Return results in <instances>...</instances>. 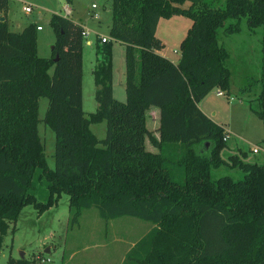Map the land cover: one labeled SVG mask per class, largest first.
I'll return each instance as SVG.
<instances>
[{
  "label": "trees",
  "instance_id": "trees-1",
  "mask_svg": "<svg viewBox=\"0 0 264 264\" xmlns=\"http://www.w3.org/2000/svg\"><path fill=\"white\" fill-rule=\"evenodd\" d=\"M7 9L0 0V245L22 207L41 213L65 193L72 224L95 206L104 219L154 225L125 264H264V154L261 163L223 159L224 128L198 106L214 88L229 91V53L218 29L238 32L239 22L225 21L241 17L250 29L264 26V0H110L108 35L125 46V99L112 93L111 41L96 38L97 107L88 113L81 106L83 27L52 14L56 38L51 57H41L36 24L10 30ZM178 14L191 24L173 62L158 52L155 33L160 18ZM42 96L48 105L40 119ZM151 106L159 109L158 138L146 127ZM39 121L55 134L52 167ZM101 121L99 139L90 124ZM146 137L155 151L145 148ZM222 164L242 176L213 177Z\"/></svg>",
  "mask_w": 264,
  "mask_h": 264
},
{
  "label": "rangeland",
  "instance_id": "rangeland-1",
  "mask_svg": "<svg viewBox=\"0 0 264 264\" xmlns=\"http://www.w3.org/2000/svg\"><path fill=\"white\" fill-rule=\"evenodd\" d=\"M212 2L221 5L223 0ZM92 3L96 6L92 7ZM188 4L184 2L181 6ZM26 5L31 11H24ZM63 8L70 11L67 18L81 25L85 32L81 56L82 109L88 113L97 107L92 69L97 59L95 41L102 36L111 41L113 96L124 100L125 46L108 35L110 0H8L9 28L19 31L29 23L40 25L42 30L36 31L37 54L49 58L56 38L50 18L54 13L63 15ZM16 22L19 27L15 26ZM236 22H239L238 32L226 34L222 27L218 29L219 42L229 53L226 61L230 70L229 91H221L222 95H219V89L214 88L199 105L228 134L220 151L223 159L237 155L243 161L261 163L264 154V26L250 29L246 17L228 18L225 26ZM190 24L191 19L185 14L160 18L155 33L162 43L158 52L176 62L180 57V43ZM47 105L46 97L38 98V118H43ZM146 114L147 129L158 138V124L148 110ZM37 129L46 163L52 167L55 134L42 121L38 122ZM90 129L101 139L105 135V122L91 123ZM254 146L258 147L256 153L251 151ZM145 148L156 150L148 137ZM212 175H229L237 179L242 176V171L222 164L212 169ZM153 226L132 216L101 218L95 206L82 210L78 221L72 224L68 195L61 193L56 203L43 212L39 213L33 205H25L15 220L8 221L0 245V264H125L128 250ZM126 264H130L128 259Z\"/></svg>",
  "mask_w": 264,
  "mask_h": 264
},
{
  "label": "built area",
  "instance_id": "built-area-1",
  "mask_svg": "<svg viewBox=\"0 0 264 264\" xmlns=\"http://www.w3.org/2000/svg\"><path fill=\"white\" fill-rule=\"evenodd\" d=\"M95 6H96V5H95L94 3H92V7H95ZM23 9H24V11H26V12L31 11V7H30V6H27V5L24 6ZM63 11H64V14H63L64 16H68V14L70 13V11H69L67 8H63ZM41 28H42V27H41L40 25H36V29H37V30H40ZM84 34H85V32H84V29H83V31H82V35L84 36ZM100 39H101L102 42L107 41V38H105L104 36L100 37ZM217 94L222 95V92L218 90V91H217ZM227 137H228V134L224 133L223 140L225 141V140L227 139ZM263 150H264V149H263ZM251 151H252L253 153L258 152V147H256V146L252 147Z\"/></svg>",
  "mask_w": 264,
  "mask_h": 264
},
{
  "label": "crops",
  "instance_id": "crops-1",
  "mask_svg": "<svg viewBox=\"0 0 264 264\" xmlns=\"http://www.w3.org/2000/svg\"><path fill=\"white\" fill-rule=\"evenodd\" d=\"M7 14V13H6ZM6 18H7V16H6ZM171 18V17H170ZM8 21V20H7ZM15 26L16 27H19V23L18 22H16L15 23ZM110 27V26H109ZM84 29V28H83ZM40 30H42V28L40 29ZM39 30V31H40ZM108 32H109V30H108ZM176 62H177V60H176ZM124 93H125V91H124ZM198 106H199V108L201 109V107H200V105H199V103H198ZM201 111L204 113V114H206L205 113V111H203L202 109H201ZM147 112V111H146ZM152 114V118H153V120H154V122H155V124H158V126H159V109L157 108V107H155V106H151L149 109H148V114ZM207 115V114H206ZM208 116V115H207ZM147 114H146V121H147ZM209 117V116H208ZM157 126V127H158ZM147 127V126H146Z\"/></svg>",
  "mask_w": 264,
  "mask_h": 264
},
{
  "label": "water",
  "instance_id": "water-1",
  "mask_svg": "<svg viewBox=\"0 0 264 264\" xmlns=\"http://www.w3.org/2000/svg\"><path fill=\"white\" fill-rule=\"evenodd\" d=\"M0 20H4V18L1 16L0 17ZM53 48V46L51 47V49ZM54 60H57V55H55V57L53 58ZM21 256H22V254H21Z\"/></svg>",
  "mask_w": 264,
  "mask_h": 264
}]
</instances>
